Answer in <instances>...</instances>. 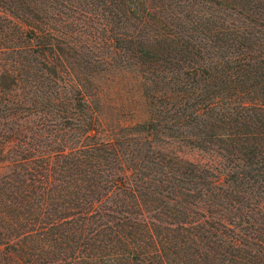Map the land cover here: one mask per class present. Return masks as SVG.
Wrapping results in <instances>:
<instances>
[{
    "label": "trees",
    "instance_id": "obj_1",
    "mask_svg": "<svg viewBox=\"0 0 264 264\" xmlns=\"http://www.w3.org/2000/svg\"><path fill=\"white\" fill-rule=\"evenodd\" d=\"M194 3L0 0V264H264V7ZM69 19L100 26L94 74L159 64L171 106L91 142ZM165 112L224 173L151 150Z\"/></svg>",
    "mask_w": 264,
    "mask_h": 264
},
{
    "label": "rangeland",
    "instance_id": "obj_2",
    "mask_svg": "<svg viewBox=\"0 0 264 264\" xmlns=\"http://www.w3.org/2000/svg\"><path fill=\"white\" fill-rule=\"evenodd\" d=\"M199 2L198 4H192V7L196 10L204 8V6L211 7L210 11L214 12L217 15L219 22L224 24V0H195ZM234 3V11L230 10L228 15L232 17H241L235 12L238 10L244 11L250 6H255L260 2L259 6L264 7V0H231ZM222 4H219V3ZM206 3V5H204ZM204 5V6H203ZM186 8V7H184ZM192 9V8H191ZM204 10V9H203ZM190 12V10L188 9ZM261 13H264V10L259 9ZM194 15V12L192 13ZM222 17V18H221ZM71 25H77V33L74 35L76 37L77 50H79V55L81 61L79 64L74 65L77 73H83L84 77L91 79V83H88L83 78V83L88 89H92L90 94L87 95V102L90 111V115L94 117L93 129L90 130L89 135L93 136L90 141H105L108 139L120 138L119 136L133 135L132 130L128 131L125 129L119 130L122 127H131L134 126L135 129L139 128V125L153 118L154 113L158 114L159 109H163L164 105L171 106L172 101H166L163 98V90L160 89L161 85H164V76H162L163 66H155L152 70L148 71L147 67H134L132 69L125 68H114L110 63L108 65L100 66V68L95 72L92 68L86 67L84 61H96L99 55H104L105 48L102 44V34L100 26L95 21H87L83 23L82 20H70ZM183 22L188 24V18L183 19ZM227 22H230V19H227ZM244 22L248 25H253L246 18ZM264 22V19L262 20ZM91 25L93 30L92 33H84V30H79L81 25ZM60 27V24H58ZM252 32L255 30L253 26ZM81 31V33H80ZM221 36H224L223 33H219ZM82 55V56H81ZM186 59L183 61L185 65L189 63L190 57L186 54ZM197 62L200 64V60L196 57ZM197 66V64H196ZM93 73L94 78H90V75ZM151 77L153 80L146 79ZM157 78V86L154 87L153 91L149 93L146 89L147 85H150ZM159 87V88H158ZM86 93V92H85ZM153 93V94H152ZM154 97V98H152ZM163 114V113H162ZM162 114L158 116L160 119ZM153 116V117H152ZM163 117L166 120H162V127L164 132L173 135L171 138L168 136L159 135L155 138L151 137V142L157 140L158 146H154L151 150H159L164 153H170L177 155L184 161L193 162L195 164H200L202 166L207 165L213 168L220 169L219 171L224 173V157L219 156L212 149L199 148L196 145H192L189 138H180L178 137V131L170 123V130L167 126L169 125V116L165 112ZM156 118V117H155ZM133 128V129H134ZM124 133V134H123ZM144 144L145 141H144ZM4 168L0 167V174Z\"/></svg>",
    "mask_w": 264,
    "mask_h": 264
}]
</instances>
